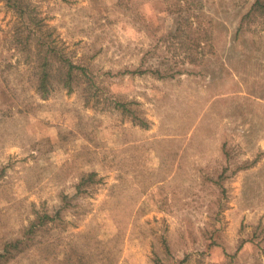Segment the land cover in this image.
<instances>
[{"label":"rangeland","instance_id":"rangeland-1","mask_svg":"<svg viewBox=\"0 0 264 264\" xmlns=\"http://www.w3.org/2000/svg\"><path fill=\"white\" fill-rule=\"evenodd\" d=\"M255 1L0 0V264H264Z\"/></svg>","mask_w":264,"mask_h":264},{"label":"trees","instance_id":"trees-1","mask_svg":"<svg viewBox=\"0 0 264 264\" xmlns=\"http://www.w3.org/2000/svg\"><path fill=\"white\" fill-rule=\"evenodd\" d=\"M252 10H255V11L262 10L264 12V2L262 0H256L254 2V4L252 5L251 11ZM43 67H45V63L43 64ZM74 67L80 68L81 66H76L73 63L69 64L68 70H67V72H68L67 80L68 81L71 78V73H72ZM47 77H48V75H47V73L44 70L42 76L40 77V88H41L42 93L44 95H46V93L48 92V88H47V80H48V78ZM67 85H69V84H67ZM7 249L8 248H6V250ZM1 255H3V254H1Z\"/></svg>","mask_w":264,"mask_h":264}]
</instances>
